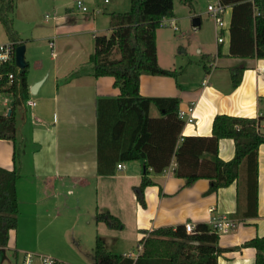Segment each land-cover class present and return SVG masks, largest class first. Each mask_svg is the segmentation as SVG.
<instances>
[{
	"label": "crops",
	"instance_id": "obj_1",
	"mask_svg": "<svg viewBox=\"0 0 264 264\" xmlns=\"http://www.w3.org/2000/svg\"><path fill=\"white\" fill-rule=\"evenodd\" d=\"M207 1L208 5L212 0ZM17 2L12 17L15 15L31 29L26 39L17 32L19 41L25 46L24 56L28 53L31 57L34 48L39 50V57H32L34 68L39 72L31 76L27 71V99L16 109L17 122L28 131L24 136L25 151L16 182L18 207L22 204L28 207L35 227L39 231L47 229L45 221L48 219V224L58 222L60 227H56L63 229L66 216L72 211L73 245L78 252L85 251V257L78 256L71 262L95 264L92 249L96 237L103 240L111 253L136 259L142 251L141 240L156 228L186 222L209 223L212 217L224 218L235 225L218 231L219 246L228 250L218 257L217 263L254 264L255 249L240 245L264 235V144L259 145L257 152L256 214L247 203L243 169L238 181L210 192L208 179L200 178L187 185L184 178L175 176L172 172L174 161L161 173L151 174L153 184L145 188V206L142 207L133 192L144 170L142 161L122 162L121 168L116 164L111 174L97 173L96 100L101 96L115 97L119 89L114 86L113 77L92 74L89 57L94 48L93 34L104 29L97 27L95 12L78 17L68 7L62 13H53L52 17L45 14L44 23L37 24L31 14L21 13L20 2ZM190 12L195 33L201 29V12ZM204 12L208 15L206 9ZM224 14L225 28L220 30L223 41L218 42L215 33L208 47L201 43L196 47L202 58L206 55L215 58L208 72L204 71L202 63L201 71H197L194 78L181 71L176 78L140 75L142 96L178 97L179 109L193 105L194 121L184 123L182 136L209 135L216 114L259 118V130L264 131V58L227 55L228 7ZM194 18L198 20L196 24ZM178 21L173 12V16L162 20L161 26L167 25L176 31ZM160 29L156 30L158 64L177 70L180 66L174 57L169 61L162 59ZM180 36L185 33L180 32L178 38ZM26 63L28 69V60ZM234 66L244 67L236 87L232 86L230 76V68ZM28 101L34 104L29 105ZM11 106V94L0 92V114L6 115ZM149 114L152 117L160 115L153 105L149 107ZM233 155V140L220 139L218 156L227 161ZM11 156L12 142L0 139V166L12 168ZM51 201L53 207L49 204ZM96 212L111 213L122 222L123 228L111 229L104 222H97ZM19 217L20 213L17 228L9 231L8 242L18 234ZM18 251L24 254L23 264L25 255L33 254L24 252L21 246ZM43 258V255L38 260L32 257L30 264H43Z\"/></svg>",
	"mask_w": 264,
	"mask_h": 264
},
{
	"label": "trees",
	"instance_id": "obj_2",
	"mask_svg": "<svg viewBox=\"0 0 264 264\" xmlns=\"http://www.w3.org/2000/svg\"><path fill=\"white\" fill-rule=\"evenodd\" d=\"M192 6L194 0H181ZM229 8L226 32L229 36L227 55L237 58H264V0H219ZM15 9V0H0V22L10 39L17 43L8 14ZM173 16V0H130L125 12L109 13V34H93V52L89 57L95 77L111 76L118 87L117 96H101L96 100L97 173L107 175L116 164L142 161L140 183L133 187L137 202L145 206V188L153 184L151 174L161 173L172 161V172L189 185L200 178L209 180L208 191L238 181L244 171L247 203L256 214L257 152L264 144V131L259 118L216 114L209 135H180L184 125L178 116L180 98L145 97L139 92L142 74L177 77V70L162 68L157 61L156 30L163 19ZM225 28V27H224ZM223 28V29H224ZM217 55H220L218 51ZM208 72L214 57H203ZM9 86L0 85V92L10 93L9 115L0 114V139L12 142V168L0 166V255L7 246L10 230L18 224L16 182L21 161L16 142L17 106L27 99L26 73L15 69ZM243 66L230 68L232 86L241 80ZM153 105L160 115L152 117ZM230 138L234 155L230 160L218 156V142ZM95 220L111 229L123 228L122 222L109 212H96ZM218 232L209 223H196L191 232L184 225L159 227L141 240L142 251L133 259L111 253L100 237L95 238L92 255L95 264H218V257L227 248L218 244ZM255 249L254 264H264V235L255 236L240 245Z\"/></svg>",
	"mask_w": 264,
	"mask_h": 264
},
{
	"label": "rangeland",
	"instance_id": "obj_3",
	"mask_svg": "<svg viewBox=\"0 0 264 264\" xmlns=\"http://www.w3.org/2000/svg\"><path fill=\"white\" fill-rule=\"evenodd\" d=\"M19 3L20 11L24 14H31L32 18H35L37 24L44 23L45 14H49L52 17L53 13H62L68 7L71 8L72 12L78 17L82 14L79 9L75 6V0H17ZM207 0H194L192 6L184 4L181 0H173V12L179 21L177 22L178 30L174 31L172 27L167 25L160 26L162 29L159 30V47L162 51L163 61H169L173 57L178 63V74L180 71L182 74L186 72L190 78L196 76L197 71H201L202 63L204 59L201 54L196 52V47L200 46V43L204 47H208L213 38L215 37V28L212 18L209 17L204 11L207 7ZM21 4V6H20ZM84 4L88 8V12H95V20L97 27L104 28L103 30H97L96 34H105L109 31L105 30L109 27V13L110 12H125L130 8V0H85ZM16 6V0H15ZM30 7L31 9H28ZM30 11V12H29ZM189 11L194 14V11L201 12V29L194 33L192 18L189 17ZM87 12V13H88ZM198 15V13H197ZM225 14H223L224 17ZM12 22V30L18 36V33L23 36V39L29 37L31 29L29 25L20 22L19 18H13L11 13L8 14ZM13 18V19H12ZM51 22V18L48 19ZM164 28V29H163ZM20 29V30H19ZM180 32L185 33V36H180ZM10 35L5 31L0 22V42L7 41ZM37 46V45H34ZM32 57H39V50L34 48V54L31 57L24 56L25 61L28 60V74L34 75L39 70L34 68V62ZM201 64V65H200ZM45 65L48 63L45 61ZM30 96L33 97L32 94ZM27 131V127L23 126L20 122H17L16 130V142L18 146V157L20 161L23 159L26 140L24 138ZM50 205L54 204L52 201ZM54 205H52L53 207ZM19 229L18 234L12 237L8 242L7 247L0 255V264H23V253L18 251L19 246L24 248V252H32L34 260H38L39 256L53 258L55 261L61 264H72L71 261L78 259V256L85 257V251H79L73 245V237L71 230L72 224V211L66 216L63 229L58 228L60 224L53 222L47 224V229L41 230L35 227L34 221L31 215L28 213V207L24 204L19 208ZM45 220V219H44ZM75 231V229H74ZM50 235L52 237H50ZM72 237V238H71ZM88 249V248H87ZM43 253L41 254L40 253ZM42 258V257H41Z\"/></svg>",
	"mask_w": 264,
	"mask_h": 264
},
{
	"label": "built area",
	"instance_id": "obj_4",
	"mask_svg": "<svg viewBox=\"0 0 264 264\" xmlns=\"http://www.w3.org/2000/svg\"><path fill=\"white\" fill-rule=\"evenodd\" d=\"M75 6L79 9L81 13H87L88 8L84 4L83 0H75ZM227 6L223 5L219 2V0H212L210 3H208L206 7V11L209 15V17L212 18V21L214 23V28L217 35V41L222 42L223 37L220 35V30H222L225 27L223 14L226 10ZM17 43L8 40L5 42H0V85L4 84L3 86H9L14 78L16 71L10 70L9 67L13 64L15 65V69L19 70L20 68L15 63V48ZM262 71L264 72V68H262ZM29 105H33V101H28ZM193 105H188L185 109H178V116L181 118L183 123H192L194 121L193 116ZM123 165L121 163L117 164L118 168H121ZM209 224L212 226L214 230L217 232L220 230L225 229L226 227H234V222L231 220H226L224 218H216L212 217L210 218ZM184 228L186 232H191L194 229V225L192 222H186L184 224ZM32 255L26 254L24 264H30ZM43 264H61L55 261L53 258L45 257L42 259Z\"/></svg>",
	"mask_w": 264,
	"mask_h": 264
},
{
	"label": "water",
	"instance_id": "obj_5",
	"mask_svg": "<svg viewBox=\"0 0 264 264\" xmlns=\"http://www.w3.org/2000/svg\"><path fill=\"white\" fill-rule=\"evenodd\" d=\"M193 22L194 24H196L198 22L197 18H194ZM24 51H25L24 44H19L15 48V63L20 69H23L27 65L24 58ZM9 114H10V110H8L7 112V115Z\"/></svg>",
	"mask_w": 264,
	"mask_h": 264
}]
</instances>
